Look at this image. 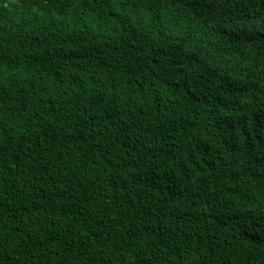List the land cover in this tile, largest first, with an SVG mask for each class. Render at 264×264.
<instances>
[{"label": "trees", "instance_id": "1", "mask_svg": "<svg viewBox=\"0 0 264 264\" xmlns=\"http://www.w3.org/2000/svg\"><path fill=\"white\" fill-rule=\"evenodd\" d=\"M127 3L0 0V264H264V0Z\"/></svg>", "mask_w": 264, "mask_h": 264}, {"label": "snow or ice", "instance_id": "2", "mask_svg": "<svg viewBox=\"0 0 264 264\" xmlns=\"http://www.w3.org/2000/svg\"><path fill=\"white\" fill-rule=\"evenodd\" d=\"M125 7H128V3H127V0H125V4H124ZM198 259V258H197Z\"/></svg>", "mask_w": 264, "mask_h": 264}]
</instances>
